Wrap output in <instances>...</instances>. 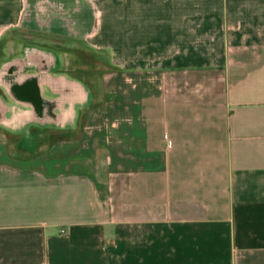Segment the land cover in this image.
<instances>
[{"label": "crops", "instance_id": "obj_1", "mask_svg": "<svg viewBox=\"0 0 264 264\" xmlns=\"http://www.w3.org/2000/svg\"><path fill=\"white\" fill-rule=\"evenodd\" d=\"M0 43V264H264V0H0Z\"/></svg>", "mask_w": 264, "mask_h": 264}, {"label": "rangeland", "instance_id": "obj_2", "mask_svg": "<svg viewBox=\"0 0 264 264\" xmlns=\"http://www.w3.org/2000/svg\"><path fill=\"white\" fill-rule=\"evenodd\" d=\"M16 37L15 35L12 34V37ZM8 37V36H5ZM20 37H22V39H28L27 44L30 45V47H34V46H41L40 43L45 44V42H50L47 39V36H39V35H20ZM7 38H5L6 40ZM37 41V42H36ZM1 44V43H0ZM53 45V43H52ZM60 45H62V49L60 50L62 52V60L63 61H71V60H80L82 63H84V68H86L87 70H101L103 68L102 65L100 64V61H102V55L100 56L99 53L96 52H91V51H87V50H77L74 49L72 50L70 47L75 46L76 44H74L72 41H67V40H62ZM70 49V50H68ZM57 50H59V48L57 47ZM59 52V51H58ZM70 69V68H67ZM98 85V84H97ZM99 100H102L101 98Z\"/></svg>", "mask_w": 264, "mask_h": 264}]
</instances>
